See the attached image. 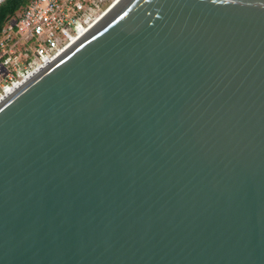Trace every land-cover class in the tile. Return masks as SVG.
<instances>
[{"label":"water","instance_id":"obj_1","mask_svg":"<svg viewBox=\"0 0 264 264\" xmlns=\"http://www.w3.org/2000/svg\"><path fill=\"white\" fill-rule=\"evenodd\" d=\"M0 264H264V0H117L0 100Z\"/></svg>","mask_w":264,"mask_h":264},{"label":"built area","instance_id":"obj_2","mask_svg":"<svg viewBox=\"0 0 264 264\" xmlns=\"http://www.w3.org/2000/svg\"><path fill=\"white\" fill-rule=\"evenodd\" d=\"M116 1L27 0L0 30V100L78 38Z\"/></svg>","mask_w":264,"mask_h":264},{"label":"trees","instance_id":"obj_3","mask_svg":"<svg viewBox=\"0 0 264 264\" xmlns=\"http://www.w3.org/2000/svg\"><path fill=\"white\" fill-rule=\"evenodd\" d=\"M27 0H4L0 3V30L8 17L26 4Z\"/></svg>","mask_w":264,"mask_h":264}]
</instances>
